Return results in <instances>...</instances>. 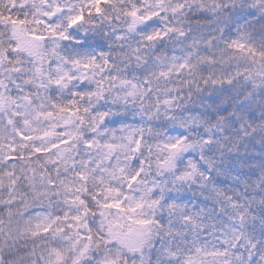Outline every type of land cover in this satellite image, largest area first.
<instances>
[{"label":"clouds","instance_id":"1","mask_svg":"<svg viewBox=\"0 0 264 264\" xmlns=\"http://www.w3.org/2000/svg\"><path fill=\"white\" fill-rule=\"evenodd\" d=\"M0 264H264V0H0Z\"/></svg>","mask_w":264,"mask_h":264},{"label":"snow or ice","instance_id":"2","mask_svg":"<svg viewBox=\"0 0 264 264\" xmlns=\"http://www.w3.org/2000/svg\"><path fill=\"white\" fill-rule=\"evenodd\" d=\"M13 23H17L16 21H12ZM20 23H23V21H21ZM23 138V137H22ZM117 207H118V205H117Z\"/></svg>","mask_w":264,"mask_h":264}]
</instances>
